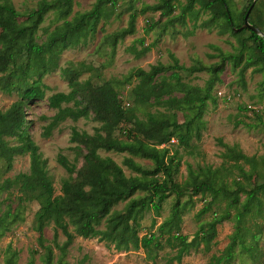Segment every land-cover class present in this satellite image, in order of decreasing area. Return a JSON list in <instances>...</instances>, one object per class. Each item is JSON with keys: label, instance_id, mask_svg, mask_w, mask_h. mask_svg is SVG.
<instances>
[{"label": "rangeland", "instance_id": "374dc122", "mask_svg": "<svg viewBox=\"0 0 264 264\" xmlns=\"http://www.w3.org/2000/svg\"><path fill=\"white\" fill-rule=\"evenodd\" d=\"M39 0H13L16 8L22 12L36 8ZM161 0H117V5H107L110 16L103 17L98 24L97 31L92 34L86 44L66 50L59 57V67L54 72L46 75L43 79L45 97L42 100L25 102L20 116L24 122L31 139L39 147L43 160L47 162L46 170L51 178L55 195L61 194L62 182L69 178V173L59 164L60 155L66 156L71 164L80 170L84 164L86 148L78 143L71 142L72 131L75 129L81 133L86 132L94 135L101 130L102 124L95 120L91 113L89 118H81L78 121L67 119L60 122L56 127L48 131L53 123L58 110L50 106L49 99L58 94L72 92L69 82L62 75V69L71 67V71L77 75V82L84 84L90 81L94 88L111 83L120 96L122 105L142 121H146L148 114H155L158 118L184 123L193 112L178 110L160 105L155 99L145 102L133 96V89L139 83L133 78L129 84H121L135 70L149 71L151 66L161 63L166 67L173 64L170 54H174L180 65L190 68L194 65L206 67L221 64L224 56L228 54L238 55L241 51V41L245 40L249 46L250 33L244 32L238 37L232 35L226 29L224 22L216 23L212 13L202 8L201 0H197L194 13H188L186 23L175 22L173 26L169 18L178 16L189 5L190 0H176V10L173 15L162 16L160 12H148L141 14L140 9L144 5L158 4ZM97 0H76L74 13H85L93 9ZM233 17L237 25H243V13L252 4L251 0H228ZM137 14L136 32L121 40L114 49L113 44L107 38L128 26L130 16ZM56 14L50 12L42 24L38 36L39 41L45 40L47 31L52 32L61 25L62 21L56 19ZM252 23L264 32V0H257L255 8L250 16ZM23 19L11 18L10 23L20 22ZM145 41V45L141 41ZM148 48L149 51L138 56ZM134 50V52L131 51ZM250 55L255 59V52L244 51V62L235 69L231 59L224 63L220 73V81L215 84L211 99L207 101V107L203 116L205 127L201 131V138H194L190 147H175L179 152V167L176 181L189 190L180 197L181 204L185 208L181 212L179 229L173 228L171 217L173 208L177 202V196H171L162 204L160 215L153 210L146 213L142 221L140 236L153 233L158 241L150 249H131L119 252L114 245L102 242L97 238L84 239L76 236L73 243L65 247L67 238L58 231L55 243L54 225H49L42 231L36 230L35 216L40 209L38 201H29L22 191L18 177L29 174L31 158L29 154L15 157L12 169L8 168L6 161L0 157V217L9 220L11 218V230L0 237V264H5V257L9 252L18 254L15 264H44L46 250L43 246H51L53 250V264H264V195L262 198L261 211L257 206L247 214L242 221L238 239L234 244L231 259H228V247L232 244L236 233L237 208L228 211V205L236 188L232 185L233 177L245 178L237 168L230 169L229 192L221 193L216 200L214 195L205 189L196 194L194 190L209 174V169L219 171L225 165L226 149L221 146L219 140L230 146L237 145L246 155L252 157L264 156V64L249 66L247 60ZM174 71L166 73L169 77ZM179 72L181 81L196 87L201 92L206 91L208 81L212 74L208 71L190 74L183 70ZM243 77H241L242 73ZM176 79H171L175 82ZM154 91L156 100L162 98L161 84L156 83ZM173 96L183 98L184 94L174 92ZM164 96L163 99H167ZM22 101L21 95L14 91L12 94L5 93L0 89V114L6 113L17 102ZM75 107L71 104H63L62 107ZM240 107L249 108L241 111ZM255 111V112H253ZM262 119V123L259 121ZM131 124H122L113 134L114 138L127 140L125 130L131 128ZM135 134L138 131L134 127ZM139 136V135H136ZM142 138L141 136H139ZM11 145L16 146L19 141L15 138L5 137ZM174 148V149H175ZM175 149V150H176ZM102 157H110L121 165L126 175L134 176V172L123 165L127 153L108 152L100 150ZM133 159L147 169L153 167L150 160L139 157ZM248 171L250 166L245 165ZM224 175L225 172L221 171ZM76 177V174L73 175ZM7 180L13 182L12 187L5 188ZM261 181L256 176L253 181ZM258 181V182H259ZM196 187V188H195ZM250 190V187H247ZM140 192L136 195L143 196ZM247 202V195L240 193L239 209L242 210ZM212 203V209L200 217L199 212ZM127 202L120 203L113 211H121ZM224 218L216 228V237L207 250L202 243L198 248H193L185 255L182 261L175 260L178 248L167 245V238L177 233L187 236L191 241L202 228H208L213 219ZM166 223L164 232L161 225ZM106 222H103L104 228ZM74 232V228L71 227ZM43 242V245H42ZM58 245V246H57ZM245 247L254 248L251 255Z\"/></svg>", "mask_w": 264, "mask_h": 264}, {"label": "trees", "instance_id": "16d2710c", "mask_svg": "<svg viewBox=\"0 0 264 264\" xmlns=\"http://www.w3.org/2000/svg\"><path fill=\"white\" fill-rule=\"evenodd\" d=\"M175 1L161 0L158 4L144 5L139 13L160 12L162 16L173 15L177 8ZM196 1L190 0L189 5L182 8L178 16L170 17L168 21L171 26L175 22L185 24L188 13H194ZM200 2L205 11L212 13L214 22L219 24L224 22L226 29H229L233 36L238 37L244 32L250 33L249 39L253 42V46H249L245 40H242V48L238 55L228 54L224 56L223 63L209 67L199 64L186 68L180 65L174 54H170L172 65L166 67L158 63L151 66L149 71L137 69L121 82V84H129L136 77L139 83L133 89L135 98L145 102L155 99L156 103L167 106L169 110L174 107L178 110L193 112V115L182 124L177 120L160 119L155 114H148L146 121L139 120L131 110L122 105L116 87L111 83L96 88L90 81L79 84L77 75L71 71V67L62 69L63 77L67 79L73 90L68 94L58 93L49 99L50 106L57 109L58 113L48 131L67 119L73 121L87 119L93 113L95 120L102 124L101 130L105 134H101L99 130L94 135L81 133L75 129L72 131L71 142L83 145L87 153L80 170H76L66 156H59V164L70 176L62 182L61 194L56 196L53 182L46 170L47 162L43 160L39 147L24 128L20 113L25 102L44 99L45 91L42 81L46 75L58 69L60 55L66 50L86 44L88 38L97 31L102 18L110 16L107 5L111 3L112 7L116 6L117 0H97L93 9L85 13H74L76 0H39L36 8L24 12L16 8L13 0H0V89L7 94L17 91L22 97V101L15 103L8 112L0 114V157L6 161L8 168L12 169L15 157L30 155V173L20 175L18 183L26 199L38 201L40 204V209L35 216L36 230L42 231L47 226L54 225L55 243L58 231H61L67 238L65 247L71 245L76 236H80L84 239L97 238L114 245L119 252L141 248L148 250L158 241V238L153 233L141 237V223L146 213L151 210L160 215L162 204L171 194L177 196V202L168 221H171L173 228L179 229L181 212L185 208L181 204L180 197L191 190L176 181L180 156L175 147L188 148L194 138L200 140L201 131L205 127L203 116L207 101L212 98L211 92L215 84L220 81V73L227 59H231L234 68L237 69L244 62V51L247 50L255 52V59L250 55L247 65L264 64V37L248 29H240L242 25H237L228 0H201ZM251 2L253 4L254 0ZM249 8L243 13V20ZM50 12L55 13L56 19L61 20L62 23L52 32L47 31L45 40L39 41L38 32ZM250 16L249 21L253 24ZM11 18L23 20L10 23ZM136 22L137 14H132L126 28L108 35L107 38L112 42L114 49L121 40L135 34ZM141 44L145 45V41L142 40ZM131 51L134 52L133 49ZM147 51L149 49L145 48L137 55L141 56ZM170 70L174 72L167 77L166 73ZM177 70L190 74L210 72L212 76L206 91L201 92L196 87L182 82ZM171 79L176 80L173 83ZM156 83L161 84L163 92L160 100H156L157 95L154 91ZM174 92L183 93L184 97L173 96ZM164 96L168 98L164 100ZM73 101L75 107H62L63 104H71ZM248 109L240 107L241 111ZM259 121L262 123L261 118ZM124 123L132 125L124 132L128 135V139L114 138V132ZM134 127L138 128L136 134ZM5 137L15 138L19 144L11 146ZM173 139L177 142L175 145L171 144ZM219 142L226 149L225 165L216 172L209 169V174L205 177L206 181L196 186L194 192L199 194L208 189L215 200L221 193L231 194L229 187L232 173L228 166L239 169L245 178L246 182L238 176H234L232 180L236 190L232 194L228 211L233 207L237 208L238 225L233 242L228 247L227 257L231 259V252L238 239L243 218L254 207L257 206L259 212L262 208L264 156L250 157L237 145L230 146L222 140ZM163 145L165 146L162 147ZM100 150L127 153L128 157L124 158L123 165L136 175L128 177L121 165L110 157H102L99 154ZM133 157L150 160L153 167L147 169L137 163ZM245 165L250 166L248 171L245 170ZM221 171L225 174L222 175ZM74 174H76L75 178ZM254 176L261 181H253ZM12 185L13 182L7 180L3 187L10 188ZM247 187L251 189L248 190ZM140 192L144 195L136 197ZM240 193L247 195V202L242 210L238 207ZM124 202H127V205L123 210L113 211L116 205ZM212 205L210 203L209 206L200 210L199 216L202 217L211 211ZM13 217L14 215H9L8 221L0 217V237L11 230ZM223 219L215 217L208 224V228H202L191 241L187 236L179 233L169 236L167 245L178 248L174 259L182 261L190 250L198 248L202 243L209 250L210 244L216 237V228ZM104 221L106 222L104 228H100ZM168 221L161 225V231L164 232ZM71 227L74 228V232ZM43 247L46 250L44 264H53L52 247L49 245ZM245 249L253 255L254 248L245 247ZM9 252L11 255L5 257V264H15L18 254L11 250Z\"/></svg>", "mask_w": 264, "mask_h": 264}, {"label": "water", "instance_id": "95a60500", "mask_svg": "<svg viewBox=\"0 0 264 264\" xmlns=\"http://www.w3.org/2000/svg\"><path fill=\"white\" fill-rule=\"evenodd\" d=\"M256 1L257 0H254L253 4L251 5L249 10L247 11V14H246L245 19H244V24L242 25V27L240 29H248V30L254 32L257 35L264 37V32H262L259 28L255 27L249 21L250 13H251L252 9L254 8V5H255Z\"/></svg>", "mask_w": 264, "mask_h": 264}, {"label": "built area", "instance_id": "2783aa9c", "mask_svg": "<svg viewBox=\"0 0 264 264\" xmlns=\"http://www.w3.org/2000/svg\"><path fill=\"white\" fill-rule=\"evenodd\" d=\"M177 142H176V140L175 139H173V140H171V144L172 145H175ZM165 145H163L162 147H164Z\"/></svg>", "mask_w": 264, "mask_h": 264}]
</instances>
